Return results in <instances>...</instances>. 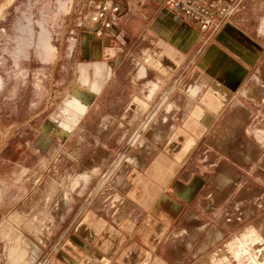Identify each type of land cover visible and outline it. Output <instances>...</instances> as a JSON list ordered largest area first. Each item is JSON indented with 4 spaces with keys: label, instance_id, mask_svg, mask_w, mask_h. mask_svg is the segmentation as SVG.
Wrapping results in <instances>:
<instances>
[{
    "label": "rangeland",
    "instance_id": "374dc122",
    "mask_svg": "<svg viewBox=\"0 0 264 264\" xmlns=\"http://www.w3.org/2000/svg\"><path fill=\"white\" fill-rule=\"evenodd\" d=\"M220 1L251 67L241 89L217 92L221 135L201 136L211 89L195 104L190 88L173 104L156 90L149 103L164 74L152 59L108 73L82 58L87 0H0V264H50L68 234L94 244L95 226L138 213L135 253L101 264H264V0ZM75 90L90 99L84 113L70 104ZM243 95L239 108L226 103ZM173 172L184 200L166 183Z\"/></svg>",
    "mask_w": 264,
    "mask_h": 264
},
{
    "label": "crops",
    "instance_id": "0c3cea01",
    "mask_svg": "<svg viewBox=\"0 0 264 264\" xmlns=\"http://www.w3.org/2000/svg\"><path fill=\"white\" fill-rule=\"evenodd\" d=\"M87 3L92 8L93 0H87ZM118 24L121 31L114 37L97 36L91 27L80 31L77 38L80 44L78 51L84 59L103 60L107 64L108 73L116 61L121 64L130 56L135 59H152L156 70L164 74L162 79L151 82L150 85L154 88L146 98L149 103L157 100V91L163 90L160 91L164 94L160 96L159 102L173 104V93L179 87L190 88L195 93L191 102L199 103L200 99L207 98L204 93L208 88L214 96L209 103L215 107L216 104H224L219 94L222 86L231 89L232 93L236 88L241 89L244 86L245 72L251 67V63H246L245 60L248 49L235 45L232 38L234 33L227 27H232L230 22L226 23L227 29L222 33L211 28L203 30L181 13L162 7L158 2L126 0L125 11ZM215 94L219 96L215 97ZM243 97L239 99L240 97L233 96L226 103H234V110L245 105L247 98H250L247 95ZM89 102L90 99L84 92L75 90L70 104L84 113ZM223 114V109L215 107L214 111L199 117V134L207 136L215 132L217 128L214 126L217 121L222 120ZM215 134L221 135V132ZM175 177L174 172L170 173L166 183L174 185L172 189L177 191L180 200H184L186 185L182 188L184 181L180 178L175 180ZM167 189L169 186L165 187V191ZM196 193L197 190L190 196L194 197ZM136 205L134 203L133 208ZM86 211L88 217L98 215L104 220L99 212L88 209ZM139 217L140 213L133 214L126 220V214H123L117 219V224H110L106 228L95 226L101 240L94 244L79 234H68L53 247L55 252L50 264H101L110 257L118 263L123 261L126 250L132 253L137 250V239L141 233V227L138 226ZM39 233L40 230L36 240L45 250V240ZM105 264H108V261Z\"/></svg>",
    "mask_w": 264,
    "mask_h": 264
},
{
    "label": "built area",
    "instance_id": "2783aa9c",
    "mask_svg": "<svg viewBox=\"0 0 264 264\" xmlns=\"http://www.w3.org/2000/svg\"><path fill=\"white\" fill-rule=\"evenodd\" d=\"M181 13L201 29L221 31L232 13L229 4L220 0H150ZM126 0H93L92 10L86 16V24L97 36H117L119 19L125 11Z\"/></svg>",
    "mask_w": 264,
    "mask_h": 264
}]
</instances>
